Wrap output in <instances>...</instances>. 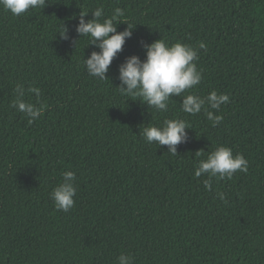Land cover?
<instances>
[{"label":"trees","instance_id":"obj_1","mask_svg":"<svg viewBox=\"0 0 264 264\" xmlns=\"http://www.w3.org/2000/svg\"><path fill=\"white\" fill-rule=\"evenodd\" d=\"M101 6L103 18L123 10L118 32L134 28L107 80L88 75L83 61L99 50L76 32L80 12L87 22ZM160 39L196 48L202 73L162 112L117 88L119 66ZM17 84L47 104L31 124L10 107ZM213 90L229 96L208 109L220 124L182 111L185 95ZM168 119L189 125L175 156L142 138ZM218 146L248 171L208 191L195 167ZM65 171L76 174L68 212L50 198ZM122 253L133 264H264V0H46L19 16L0 6V264H116Z\"/></svg>","mask_w":264,"mask_h":264},{"label":"clouds","instance_id":"obj_2","mask_svg":"<svg viewBox=\"0 0 264 264\" xmlns=\"http://www.w3.org/2000/svg\"><path fill=\"white\" fill-rule=\"evenodd\" d=\"M45 4L46 0H0V6L15 16L22 15L30 9L43 7ZM91 13L94 19L86 22L85 17L89 13L80 12L76 32L80 38L88 37V46L91 45L99 51H92L90 57L84 59L83 64L89 76L107 80L106 74L110 65L117 54L122 51L126 39L131 38L134 28L131 24H127L124 31H117L115 22L124 15L123 10L119 7L114 9L110 18H103L104 9L102 6ZM66 33L67 29L63 26L61 37L67 39ZM142 47L146 53V58L143 61L133 55L119 66L120 85L117 88L122 94L138 97L149 108L162 112L167 111V102L170 97H179L200 84L202 73L197 70L195 63L198 59L196 48L180 42L169 45L163 39L151 44L142 42ZM199 49L206 50V45L201 42ZM27 92L40 97L37 88L29 87ZM15 93L16 98L10 107L28 117L29 124L37 120L47 108V104L40 103L39 100V106L26 102L24 99L26 91L20 84H17ZM228 102L227 94H218L213 90L205 97L185 95L181 108L184 113L190 115H196L204 109L207 119L215 127L222 122L223 116L216 115L211 110L219 112L221 105ZM186 129H189V125L185 120L168 119L160 126H144L142 138L149 144L156 143L159 147L167 146L168 153L175 156L176 146L187 142ZM202 153L203 151H199L196 154ZM237 171L243 173L248 171L247 159L242 154L234 156L231 148L218 146L207 155L206 159L199 161L195 167V176L197 178L207 176L208 179L203 181V185L206 190L211 191L213 178L230 180ZM62 176L63 182L52 190L50 198L57 210L68 212L74 206V197L77 191L76 174L72 171H65ZM217 196L221 200L225 199L223 192H218ZM116 264H133V258L122 253L117 257Z\"/></svg>","mask_w":264,"mask_h":264}]
</instances>
